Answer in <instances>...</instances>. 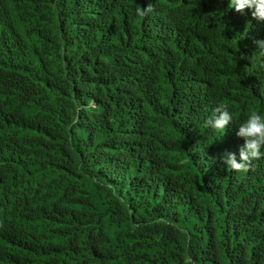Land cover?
I'll return each instance as SVG.
<instances>
[{
    "label": "trees",
    "instance_id": "trees-1",
    "mask_svg": "<svg viewBox=\"0 0 264 264\" xmlns=\"http://www.w3.org/2000/svg\"><path fill=\"white\" fill-rule=\"evenodd\" d=\"M229 3L0 0V264H264V157L219 159L264 20Z\"/></svg>",
    "mask_w": 264,
    "mask_h": 264
},
{
    "label": "clouds",
    "instance_id": "clouds-1",
    "mask_svg": "<svg viewBox=\"0 0 264 264\" xmlns=\"http://www.w3.org/2000/svg\"><path fill=\"white\" fill-rule=\"evenodd\" d=\"M230 8L237 12L245 9H253L252 16L257 20H264V0H230ZM151 11V6L138 8L137 15L144 17ZM257 49L264 55V40L255 41ZM233 121V115L229 111V105L220 103L214 108L212 116L206 121V126L216 131L225 130L226 126ZM237 136L243 137L245 143L239 148V158L235 153L225 151L219 159L223 161L227 169L247 173L253 162L264 157V115L252 111L248 118L239 125Z\"/></svg>",
    "mask_w": 264,
    "mask_h": 264
}]
</instances>
